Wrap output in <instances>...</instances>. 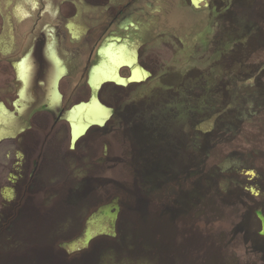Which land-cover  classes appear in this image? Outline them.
<instances>
[{"label":"rangeland","instance_id":"1","mask_svg":"<svg viewBox=\"0 0 264 264\" xmlns=\"http://www.w3.org/2000/svg\"><path fill=\"white\" fill-rule=\"evenodd\" d=\"M130 11L151 76L119 91L107 155L77 157L73 173L103 177L129 248L147 230L180 264H264V0H140ZM34 13V0H0V29H30ZM57 56L81 83L84 58ZM134 256L120 262L151 264Z\"/></svg>","mask_w":264,"mask_h":264},{"label":"flooded vegetation","instance_id":"2","mask_svg":"<svg viewBox=\"0 0 264 264\" xmlns=\"http://www.w3.org/2000/svg\"><path fill=\"white\" fill-rule=\"evenodd\" d=\"M138 1L34 0L30 29L24 18L25 29H0V264H121L130 255L180 264L168 238L158 247L147 230L129 248L128 228L118 222L116 229L117 197L106 204L103 177L92 174L94 166L82 176L72 169L81 155L88 165L107 155L119 91L151 76L137 65L140 20L130 9ZM123 46L132 60L109 62L108 52ZM58 54L84 58L81 83ZM138 67L146 78L132 82Z\"/></svg>","mask_w":264,"mask_h":264},{"label":"bare ground","instance_id":"3","mask_svg":"<svg viewBox=\"0 0 264 264\" xmlns=\"http://www.w3.org/2000/svg\"><path fill=\"white\" fill-rule=\"evenodd\" d=\"M200 1L201 0H192V2H193V4L196 6V7H198L199 6V3H200ZM125 46H123V48L122 49H120L118 52H116L117 51V49H116V51L114 52V49H112L111 51H109L108 52V55L107 56H109V58H110V60L111 61H109V62H116V63H118V61L119 60H121L122 59V61H124V62H127V60L128 59H130V60H132V57L133 56H131L130 55V53L126 50V47L124 48ZM116 48V47H115ZM130 48V47H129ZM110 50V49H109ZM108 51V50H107ZM107 54V53H106ZM135 59V58H134ZM108 62V61H107ZM123 62V63H124ZM135 62V61H134ZM122 62H119L118 64L120 65ZM131 63V62H130ZM103 64H105V63H103ZM129 64V63H128ZM108 67L110 66L109 64H106ZM106 65H105V67H106ZM118 65V66H119ZM104 66V65H103ZM135 67V66H134ZM141 68V67H140ZM139 67L138 68H136L134 71H133V73H132V75H131V81L132 82H141L142 80H144L146 77H145V72H142L141 71V69H140ZM145 71V70H144ZM105 72V71H104ZM107 78H108V76H107ZM106 80H111V79H105L104 81H106ZM125 81V80H124Z\"/></svg>","mask_w":264,"mask_h":264},{"label":"water","instance_id":"4","mask_svg":"<svg viewBox=\"0 0 264 264\" xmlns=\"http://www.w3.org/2000/svg\"><path fill=\"white\" fill-rule=\"evenodd\" d=\"M74 139H75V137H74Z\"/></svg>","mask_w":264,"mask_h":264}]
</instances>
